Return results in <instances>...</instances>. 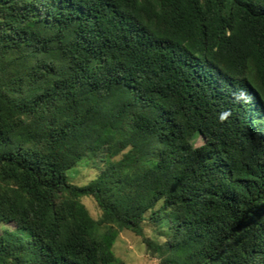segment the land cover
I'll return each instance as SVG.
<instances>
[{"label": "trees", "instance_id": "obj_1", "mask_svg": "<svg viewBox=\"0 0 264 264\" xmlns=\"http://www.w3.org/2000/svg\"><path fill=\"white\" fill-rule=\"evenodd\" d=\"M144 221L159 264H264V0H0V264H117Z\"/></svg>", "mask_w": 264, "mask_h": 264}, {"label": "rangeland", "instance_id": "obj_2", "mask_svg": "<svg viewBox=\"0 0 264 264\" xmlns=\"http://www.w3.org/2000/svg\"><path fill=\"white\" fill-rule=\"evenodd\" d=\"M193 143L194 145L201 144V137L196 136ZM102 167L103 162L88 153L68 171L67 176L69 181L74 184L84 185L95 178ZM80 201L93 219L98 220L100 218L101 212L91 197L83 196ZM167 226L166 222L161 223L158 227L149 221H144L140 236L127 230L118 232L111 247L113 256L119 261L117 264H159V258L147 248V245L148 243L164 244L165 237L159 233V230L166 229ZM3 229L12 230L14 224L0 222V232Z\"/></svg>", "mask_w": 264, "mask_h": 264}]
</instances>
